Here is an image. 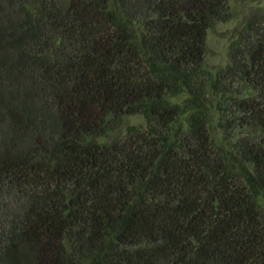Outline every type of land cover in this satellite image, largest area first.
<instances>
[{
	"label": "trees",
	"instance_id": "trees-1",
	"mask_svg": "<svg viewBox=\"0 0 264 264\" xmlns=\"http://www.w3.org/2000/svg\"><path fill=\"white\" fill-rule=\"evenodd\" d=\"M231 17L0 0V264H264V16L212 69Z\"/></svg>",
	"mask_w": 264,
	"mask_h": 264
},
{
	"label": "rangeland",
	"instance_id": "rangeland-1",
	"mask_svg": "<svg viewBox=\"0 0 264 264\" xmlns=\"http://www.w3.org/2000/svg\"><path fill=\"white\" fill-rule=\"evenodd\" d=\"M228 5L232 12V17L226 21L216 22L214 26L207 31L205 63L212 69H217L227 62L229 43L242 27L245 20L252 14L264 16V0H228ZM184 96L185 94L181 93L171 98L174 101H180ZM128 122L131 124L144 125L145 119L140 114H133L129 116ZM214 131H217L216 128ZM262 200H264V196Z\"/></svg>",
	"mask_w": 264,
	"mask_h": 264
}]
</instances>
